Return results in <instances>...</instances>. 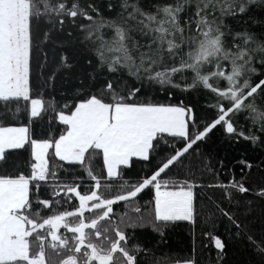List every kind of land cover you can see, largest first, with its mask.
<instances>
[{"label": "snow or ice", "instance_id": "1", "mask_svg": "<svg viewBox=\"0 0 264 264\" xmlns=\"http://www.w3.org/2000/svg\"><path fill=\"white\" fill-rule=\"evenodd\" d=\"M252 3L255 0H175L158 6L153 13L124 0L123 7L131 8L128 18L136 21L135 27L107 22L114 36L105 41L99 30L106 22L96 21L78 0H0V163L7 160L9 151L27 146L32 160L28 174H0V264H137V253L142 249L128 246L125 229L137 227L138 223L125 219L128 213L114 219L113 206L125 202L126 207L141 213V208L132 202L148 188L154 190V222L193 219L194 185L162 178L163 174L217 126L235 134L232 116L238 112L247 110L253 122H259L264 130V110L255 103L257 94L264 92V79L253 82L250 78L257 71L251 66L256 53L261 54L264 64V43H256L249 33L237 32L229 45L221 30L222 17L244 13ZM189 4H194L195 11L182 23L180 13ZM213 12H219V16L212 17ZM45 17L49 23L55 21L61 26L67 18H72L73 23L77 17L90 21L80 27L86 32V40L95 36L100 41L97 55L111 73L118 67L128 68L131 75L144 73L149 80L183 91L202 86L216 98L210 105L216 110L215 118L190 135L189 125H195L190 106L185 107L183 102H131L139 89L125 97L108 81L97 93L75 99L71 107L66 103L57 110L54 103L51 105L55 120L65 126L58 137L37 139L28 125L9 124L4 118L14 119L21 112V101L25 102L29 124L46 111L43 99L32 96L30 85L32 27ZM131 31L150 36L149 43L141 45L129 35ZM182 45L188 50L184 51ZM144 47L147 51L140 50ZM66 59L62 57V64L69 67ZM187 70L194 73L193 82L174 84L173 77ZM221 81L226 82L225 86ZM164 134L180 138L183 147L170 145L173 154L137 182L123 179V168L130 166L132 158L146 162L152 159ZM239 135L257 139L244 132ZM50 150L59 161L80 165L93 182L90 188L82 192L79 183L58 182L57 169L49 162ZM97 153L102 154L106 177L94 174L92 161ZM117 180L118 183L107 182ZM42 185L53 189V199L40 197ZM230 186L241 193L248 191L242 183L232 182ZM102 188L109 194L115 190V195L102 194ZM258 194L264 196V189ZM61 195L66 199H60ZM73 199L78 203L72 210L57 207ZM34 205L38 206L35 211ZM44 210L50 214L44 216ZM210 238L217 249L223 250L219 237ZM257 247L264 252V247ZM183 264L195 262L189 259Z\"/></svg>", "mask_w": 264, "mask_h": 264}, {"label": "trees", "instance_id": "2", "mask_svg": "<svg viewBox=\"0 0 264 264\" xmlns=\"http://www.w3.org/2000/svg\"><path fill=\"white\" fill-rule=\"evenodd\" d=\"M78 2L96 21L106 22L99 30V35L105 41L111 40L114 36V29L108 27L107 22L135 27L136 21L128 18L131 8L123 7L124 0H78ZM128 3L137 5L144 12L154 13L158 6L175 3V0H128ZM93 8L95 11H92ZM194 11V4L187 5L186 11L180 13L181 22L183 23ZM218 16L219 12L212 13V17ZM90 23L83 17L75 18L74 23L72 18H67L62 26L55 21L49 23L47 17L33 23L31 94L34 98L43 99L46 111L29 124L28 114L24 110L25 102L21 101V112L15 115L14 119L4 118L9 124L28 125L37 139L49 138L50 135L58 137L65 126L55 120L51 105L54 103L57 110H61L66 103L71 107L75 99L97 93L108 81H111L116 91L125 97L133 89H139L131 102L172 105L183 102L185 107L190 106L195 115V125H189L190 135L202 130L206 123L215 118L216 110L210 105L216 102V98L202 86L183 91L182 88L161 85L149 80L144 73L139 76L131 75L128 68L118 67L115 73L109 72L107 64L102 65L97 55L100 41L96 40L95 36L86 40V32L80 27L81 24ZM221 30L225 32V40L229 45L233 43V36L237 32L249 33L255 38L256 43H264V0H255L244 13L222 17ZM188 34L186 31L185 35ZM129 35L141 45H147L150 41V36H144L136 31H131ZM182 48L184 51L188 50L186 45H182ZM140 50L147 51V48ZM62 57L67 58L66 63L69 67L63 66ZM260 57L261 54L256 53L251 65L257 70L250 76L253 82L264 79V64L261 63ZM193 76L194 73L190 70L177 73L173 77V83H179L181 86L191 84ZM220 84L223 87L226 82L221 81ZM110 99L111 96L108 94V101ZM255 103L264 110V92L257 94ZM0 111H3V108H0ZM232 121L237 129L235 134H228L223 126H217L162 176L177 182L188 181L194 185V214L191 221L154 222V190L151 188L145 189L132 202L133 206L141 208V213H135L132 207H126L125 202L113 206L114 219L128 213L125 219L138 223L137 227L125 229L129 237L128 246L138 245L142 249L137 253V264H174L189 259L195 264H264V252L257 247L258 245L264 247V196L258 194L264 189V130L261 129L259 122H253L247 110L233 115ZM240 132H244L246 136H255L257 139L255 141L245 139L239 135ZM173 144L183 147L180 138L164 134L158 151L152 154V159L146 162L132 158L130 166L123 168V179L135 183L142 177L150 175L161 160L173 154L170 147ZM31 162L30 146L23 150L9 151L7 160L0 163V174H28ZM49 162L57 169L58 182L79 183L82 185V192L93 184L80 165L59 161L51 155V150ZM92 166L94 174L106 177L102 154L95 155ZM232 182L242 183L248 191L239 192L230 186ZM52 191L50 186L42 185L39 195L42 199H53ZM100 191L106 196L115 195V190L111 194L105 192L103 188ZM32 198L35 199V195ZM60 199L66 198L61 195ZM77 203L73 199L70 204L57 207L60 210L64 208L72 210ZM37 207L34 205L33 210L35 211ZM224 212L228 215H224ZM42 214L47 216L50 212L44 210ZM211 236H217L223 241V250L215 247ZM49 252L51 253V250Z\"/></svg>", "mask_w": 264, "mask_h": 264}, {"label": "rangeland", "instance_id": "3", "mask_svg": "<svg viewBox=\"0 0 264 264\" xmlns=\"http://www.w3.org/2000/svg\"><path fill=\"white\" fill-rule=\"evenodd\" d=\"M174 264H183V262L182 263H174Z\"/></svg>", "mask_w": 264, "mask_h": 264}, {"label": "crops", "instance_id": "4", "mask_svg": "<svg viewBox=\"0 0 264 264\" xmlns=\"http://www.w3.org/2000/svg\"><path fill=\"white\" fill-rule=\"evenodd\" d=\"M166 105H168V104H166Z\"/></svg>", "mask_w": 264, "mask_h": 264}, {"label": "flooded vegetation", "instance_id": "5", "mask_svg": "<svg viewBox=\"0 0 264 264\" xmlns=\"http://www.w3.org/2000/svg\"><path fill=\"white\" fill-rule=\"evenodd\" d=\"M63 231V230H62Z\"/></svg>", "mask_w": 264, "mask_h": 264}]
</instances>
